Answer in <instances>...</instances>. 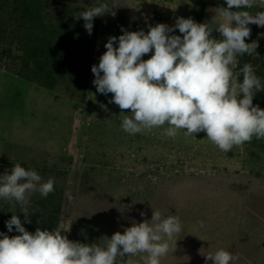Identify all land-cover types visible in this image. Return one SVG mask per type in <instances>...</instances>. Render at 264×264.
<instances>
[{"label":"rangeland","instance_id":"374dc122","mask_svg":"<svg viewBox=\"0 0 264 264\" xmlns=\"http://www.w3.org/2000/svg\"><path fill=\"white\" fill-rule=\"evenodd\" d=\"M48 1L85 9L102 3ZM113 7L109 4L110 11ZM114 12V16L99 17L92 66L98 65L106 51L107 39L123 34L121 27L148 31L137 17ZM13 31L8 13L0 10V71L8 73L21 57ZM93 80L90 70L83 81L84 88L70 81L52 90L76 105L75 148L67 156L25 167L35 169L45 181H55V191L49 199L32 194L30 211L48 219L53 229L65 231L62 234L70 240L93 243L102 235L110 238L122 232L133 219H151L153 208L165 216L176 214L183 226L182 232L170 241V251L161 264H205L204 255L221 248L234 254L233 264L259 262L256 258L264 245V146L251 140L225 153L204 132L194 134L196 139L186 136L183 130L174 138L168 137L166 125L130 135L121 128L119 116L130 109L121 110L109 103L112 94L97 93ZM120 204L130 205L123 215ZM142 211L145 217L140 216ZM12 214L24 222L19 205L0 200V220ZM32 226L33 221L24 223L29 232ZM0 232L5 231L0 227ZM134 259L142 264L139 257Z\"/></svg>","mask_w":264,"mask_h":264},{"label":"clouds","instance_id":"9594fccd","mask_svg":"<svg viewBox=\"0 0 264 264\" xmlns=\"http://www.w3.org/2000/svg\"><path fill=\"white\" fill-rule=\"evenodd\" d=\"M264 2V0H262ZM227 7L215 8L211 20L197 23L191 17H178L174 25H148V31H128L111 36L98 65L91 67L97 93L108 96L121 110V128L130 135L162 126L174 138L180 130L186 136L204 132L219 150L264 139V109L253 100L264 92V80L256 69L245 63L235 70L237 56L257 54L258 41L246 43L249 25L264 28V11L252 14L256 0H224ZM115 7H113L114 9ZM107 3L87 7L78 14L89 35L94 18L115 15ZM215 26V27H214ZM179 30L181 35L174 34ZM216 31L220 38H213ZM264 36V33L260 34ZM151 57L144 60L146 54ZM242 77V81H241ZM55 191L53 178L43 180L32 168L16 163L0 174V200L19 205L20 216L5 221L9 236L0 232V264H161L170 251V241L183 230L176 214L163 215L152 208L151 219L131 220L109 238L81 243L68 238L65 231L37 227L29 232L31 196L47 198ZM123 215L130 205L120 204ZM145 217V212H140ZM203 221L200 222L203 227ZM127 256V259L125 257ZM205 256V264H233L236 257L223 248Z\"/></svg>","mask_w":264,"mask_h":264},{"label":"crops","instance_id":"0c3cea01","mask_svg":"<svg viewBox=\"0 0 264 264\" xmlns=\"http://www.w3.org/2000/svg\"><path fill=\"white\" fill-rule=\"evenodd\" d=\"M102 3L114 4V11L135 16L144 26L157 23L172 26L178 17L204 23L218 11L215 8L227 7L224 0H205L202 9V0H102ZM248 11L252 14L264 11V2L256 0ZM249 27L250 37L264 39L260 35L264 28ZM174 34L179 35L178 29ZM212 36L220 38L216 31ZM75 119L76 105L69 99L0 71V174L16 163L30 167L67 156L75 148ZM261 251L256 258L259 262L250 264H264V245Z\"/></svg>","mask_w":264,"mask_h":264},{"label":"trees","instance_id":"16d2710c","mask_svg":"<svg viewBox=\"0 0 264 264\" xmlns=\"http://www.w3.org/2000/svg\"><path fill=\"white\" fill-rule=\"evenodd\" d=\"M204 2L202 0L200 9ZM0 10L8 13L12 20L13 41L21 51L18 65L9 68V73L47 90L70 81H76L84 88L83 81L89 76L95 53L99 17L94 18L93 32L89 35L83 27V19H78V14L86 9L79 6L48 0H0ZM254 40L259 44L257 54L237 56L235 70L250 63L256 69V75L264 80V39L249 37L246 43ZM253 104L264 109V92L256 94ZM254 141L257 139H252ZM258 141L264 146V139ZM29 215L33 221L31 232L37 227L53 229V224H47L48 219L37 217L31 211ZM8 219L9 216L0 220V227L6 233L5 221ZM52 220L55 225V219Z\"/></svg>","mask_w":264,"mask_h":264}]
</instances>
